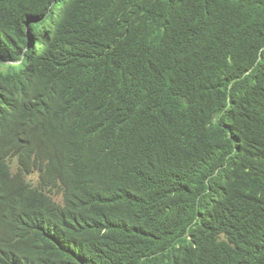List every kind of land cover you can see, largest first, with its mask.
Here are the masks:
<instances>
[{
  "label": "trees",
  "instance_id": "obj_1",
  "mask_svg": "<svg viewBox=\"0 0 264 264\" xmlns=\"http://www.w3.org/2000/svg\"><path fill=\"white\" fill-rule=\"evenodd\" d=\"M0 264H264V0H0Z\"/></svg>",
  "mask_w": 264,
  "mask_h": 264
},
{
  "label": "clouds",
  "instance_id": "obj_2",
  "mask_svg": "<svg viewBox=\"0 0 264 264\" xmlns=\"http://www.w3.org/2000/svg\"><path fill=\"white\" fill-rule=\"evenodd\" d=\"M12 166H13V173H16L17 168H18L17 160H14L12 162ZM30 177H36V180L35 179L34 180H30L29 179ZM26 179H27V181L29 183L33 184L34 186H38V184H39V182H38L39 181V174L38 173H35V174L31 175V176H27ZM54 198H55L56 201H58V202L63 204V198H62L61 195H55Z\"/></svg>",
  "mask_w": 264,
  "mask_h": 264
},
{
  "label": "rangeland",
  "instance_id": "obj_3",
  "mask_svg": "<svg viewBox=\"0 0 264 264\" xmlns=\"http://www.w3.org/2000/svg\"><path fill=\"white\" fill-rule=\"evenodd\" d=\"M29 179H30V180H34V179L36 180V177H30Z\"/></svg>",
  "mask_w": 264,
  "mask_h": 264
}]
</instances>
